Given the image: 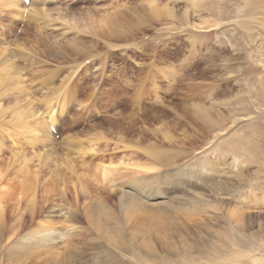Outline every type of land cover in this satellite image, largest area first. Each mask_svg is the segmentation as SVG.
<instances>
[{"label": "rangeland", "instance_id": "1", "mask_svg": "<svg viewBox=\"0 0 264 264\" xmlns=\"http://www.w3.org/2000/svg\"><path fill=\"white\" fill-rule=\"evenodd\" d=\"M0 1V264H264V0Z\"/></svg>", "mask_w": 264, "mask_h": 264}, {"label": "bare ground", "instance_id": "2", "mask_svg": "<svg viewBox=\"0 0 264 264\" xmlns=\"http://www.w3.org/2000/svg\"><path fill=\"white\" fill-rule=\"evenodd\" d=\"M2 1H4V0H2ZM28 1V3H27V8H26V4L25 3H23V1L22 0H8V2L6 3V5H7V8H8V6L9 7H12V8H15L18 12H19V14H18V20H24L26 17H24V11L26 10L27 11V9L31 6V4H32V2H33V0H27ZM1 2V1H0ZM44 2V1H43ZM34 4V3H33ZM22 5V6H21ZM33 6V5H32ZM208 10H210V9H208ZM10 11V10H9ZM44 11V10H43ZM168 11V13L169 14H171L172 12H171V10H167ZM41 12V11H40ZM156 12H158V11H156ZM207 12V11H206ZM208 12H210V11H208ZM27 13V12H26ZM147 13V12H146ZM37 14V13H36ZM38 15V14H37ZM166 15V14H165ZM172 15V14H171ZM25 16H27V15H25ZM29 16H31V15H29ZM16 17V16H15ZM16 17V18H17ZM157 19V18H156ZM187 19V18H186ZM37 21V20H36ZM184 21V20H183ZM184 22H186V21H184ZM190 22V21H189ZM200 24V23H199ZM205 24H207L206 23V21H205ZM211 26H215V25H209L208 26V29L206 30V32L207 31H210V30H213L212 28H211ZM198 28V27H197ZM200 28V27H199ZM204 31V30H203ZM15 45V44H14ZM9 47V46H8ZM13 52H14V50H12ZM24 52V51H23ZM2 53H4V51L2 52ZM2 53H1V55H2ZM71 53V52H70ZM73 53V52H72ZM75 53V52H74ZM9 54H10V52H9ZM8 54V55H9ZM22 54V53H21ZM15 56V55H14ZM16 57V56H15ZM19 57V56H18ZM10 59V58H9ZM22 59V58H21ZM4 61H5V59H3ZM7 62H9L10 60H6ZM15 61V60H14ZM14 61H13V63H12V61L10 62V63H12V64H14ZM18 61V60H17ZM16 62V61H15ZM19 62V61H18ZM2 63H4V62H2ZM16 64V63H15ZM9 65L10 64H8V65H5V67H4V71H5V74L6 75H8V74H10V68H9ZM0 66H2V65H0ZM3 67V66H2ZM19 68V67H18ZM3 69V68H2ZM20 69V68H19ZM14 70H15V68H14ZM13 70V71H14ZM3 71V70H2ZM17 72V71H16ZM2 73V72H1ZM13 74V73H12ZM19 75V74H18ZM2 76V75H1ZM13 77V76H12ZM9 78V77H8ZM37 79V78H36ZM5 80V79H4ZM23 80V79H22ZM11 81V80H10ZM24 81V80H23ZM32 81V80H31ZM47 82V81H46ZM11 83V82H10ZM44 84H45V82H44ZM24 85V84H23ZM43 85V84H42ZM47 85V84H46ZM24 86H26V85H24ZM29 86V85H28ZM40 87H43V86H41L40 85ZM44 87H45V85H44ZM29 88V87H28ZM15 89H17V87H15ZM20 89H22V88H20ZM37 89V88H36ZM49 89V88H48ZM26 90V89H25ZM46 90V89H45ZM53 90H56V89H53ZM22 91H24V89H22ZM21 91V92H22ZM27 92V91H26ZM46 92V91H45ZM48 92H50V91H48ZM19 93V92H18ZM25 93V92H24ZM43 93H44V91H43ZM47 93V92H46ZM51 93V92H50ZM57 93V92H56ZM60 93V92H59ZM74 93V92H73ZM12 94V93H11ZM19 94H21V93H19ZM28 94H29V92H28ZM49 94V93H48ZM26 95V94H25ZM47 95V94H46ZM51 95H52V93H51ZM28 96V95H27ZM44 96V95H43ZM49 96V95H48ZM54 96V95H53ZM91 96V95H90ZM21 97V96H20ZM23 98V97H22ZM33 98H35V97H33ZM40 99V98H39ZM52 99V98H51ZM57 99V98H56ZM0 101H2V100H0ZM29 101V100H28ZM31 101V100H30ZM40 101V100H39ZM46 101V100H45ZM44 102V101H43ZM51 102V101H50ZM75 102V101H74ZM32 103V102H31ZM37 103V102H36ZM41 103V102H40ZM15 104V103H14ZM27 106H29L28 104H26ZM13 106V105H12ZM30 106H31V104H30ZM33 106V105H32ZM41 107V106H40ZM53 107V106H52ZM84 108V107H83ZM23 109V108H22ZM30 109H31V107H30ZM36 109V108H35ZM16 110V109H15ZM33 110H34V107H33ZM84 110V109H83ZM79 111V110H78ZM35 113V112H34ZM36 113H37V111H36ZM36 115V114H35ZM28 116V115H27ZM30 116V115H29ZM34 116V115H33ZM200 116L201 117H203L204 119H209V117H208V114H207V112L206 111H204V110H202V109H200ZM46 117H47V119L45 120V123H49L50 125H56L55 124V118H54V114H53V112H48L47 111V113H46ZM29 118H31V117H29ZM32 119V118H31ZM33 119H34V117H33ZM37 120V119H36ZM40 120H42V119H40ZM27 121V120H26ZM43 123V122H42ZM57 123V122H56ZM45 125V124H44ZM48 125V124H47ZM214 125H216V123H214ZM35 126V125H34ZM38 127V126H37ZM47 130H48V128L46 127V125L44 126ZM214 127V126H213ZM45 129V130H46ZM47 133V137H50L49 136V134H48V131L46 132ZM34 134V133H33ZM102 135V134H101ZM40 136V135H39ZM37 137V136H36ZM34 140H35V138H34ZM68 140V139H67ZM77 140V139H76ZM71 141H73V140H71ZM41 142V141H40ZM80 142V141H79ZM76 143V142H75ZM75 145V144H74ZM109 145V144H108ZM106 146V145H105ZM68 147V146H67ZM67 147H65V148H67ZM84 150V149H83ZM95 151V150H94ZM146 151V150H145ZM141 152H144V150L143 151H141ZM150 154H152L154 157H158V154L157 153H155V152H153V153H150ZM49 159V158H48ZM15 161V160H14ZM45 164V163H44ZM141 168V167H140ZM88 169V168H87ZM138 169V168H137ZM13 170V169H12ZM141 170H143V167L141 168ZM15 172V171H14ZM95 173L97 174H99L100 175V177H101V179H102V181H108L109 180V176H110V168L109 167H103V166H101V167H99L98 166V168L97 169H95ZM57 175V174H56ZM1 177H2V175H1ZM5 178V177H4ZM11 182V181H10ZM67 182V181H66ZM48 184V183H47ZM56 185H58V184H56ZM56 185H54V186H56ZM139 185V183L138 182H136V183H133V186L134 187H136V186H138ZM54 186H53V182H51L50 183V188H48L47 189V191L49 190V192L50 193H53L55 190V188H54ZM127 186V185H126ZM140 186V185H139ZM76 187V186H75ZM116 187V186H115ZM113 188L112 187V189H111V193L112 194H114L115 195V199H116V205L118 206V208H119V210H120V212L125 216V217H127L128 215H131V214H133L134 212L136 213L137 212V210H142V209H144L146 206H150V207H153V206H161V205H164V204H167V202H156V203H154V204H149V205H147V204H145L141 199H140V197L139 196H137L136 194H135V192H132V189H131V191H130V189H129V187H125V186H121V187H118V188ZM31 188V187H30ZM74 189V188H73ZM136 189V188H135ZM75 190V189H74ZM83 190V189H82ZM137 191V190H136ZM139 191V190H138ZM140 192V191H139ZM138 192V193H139ZM55 193V192H54ZM83 193H84V191H83ZM141 193V192H140ZM35 195V194H34ZM12 196V195H11ZM31 196V195H30ZM46 196V195H45ZM54 197V196H53ZM59 197V196H58ZM49 200V199H48ZM65 200V199H64ZM31 202V201H30ZM60 202V201H59ZM9 203V202H8ZM39 205V204H38ZM30 206V205H29ZM35 206V205H34ZM88 206V205H87ZM34 208V207H33ZM93 210L95 211H93L92 213H89L88 215H87V217H89L90 218V220L91 219H93L95 222H96V220H97V218H98V214L97 213H105V214H107V210L109 209V207L108 206H104V205H101L100 203H98V204H95V206L93 205ZM59 216V215H58ZM96 216V217H95ZM99 216H101V215H99ZM241 216V215H240ZM66 219H68L69 221H74V220H77L78 219V216L77 215H75V214H73V215H71L70 217H65ZM87 221V220H86ZM92 221V220H91ZM232 221V220H231ZM234 221H236L237 222V228L239 227H242L243 225H242V223L240 222V218L239 217H234ZM236 222H234L235 224H236ZM40 223H43V222H40ZM91 223V222H90ZM234 224V225H235ZM19 225V224H18ZM9 228V227H8ZM19 228V227H18ZM235 228V227H234ZM72 229V228H71ZM232 229V228H231ZM243 230V229H242ZM68 232H70V229H66V230H64L63 232H61L60 230L59 231H57V229H54L53 227H45L44 225H42V224H39L38 225V227L32 232V233H30L29 234V237L27 238V239H24V238H20V240H18V241H20V242H17V246H18V248L20 249V251L21 250H25V249H27V248H29L30 246L29 245H31V246H33V247H41V246H43L44 248H45V246L46 247H48L47 248V250H51V249H53L52 247V245L55 243V241H60L62 238H63V235H66V234H68ZM233 241V240H232ZM231 241V242H232ZM24 243H26V244H29V245H26V244H24ZM253 243V242H252ZM249 247V246H248ZM16 249V248H15ZM14 249V250H15ZM60 250V249H59ZM21 253V252H20ZM59 257V256H58ZM57 262V261H56ZM60 264H65L63 261H61L60 262Z\"/></svg>", "mask_w": 264, "mask_h": 264}]
</instances>
